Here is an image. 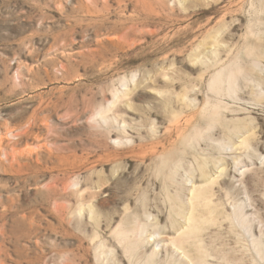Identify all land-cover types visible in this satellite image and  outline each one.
Segmentation results:
<instances>
[{
  "label": "rangeland",
  "instance_id": "1",
  "mask_svg": "<svg viewBox=\"0 0 264 264\" xmlns=\"http://www.w3.org/2000/svg\"><path fill=\"white\" fill-rule=\"evenodd\" d=\"M0 264H264V0H0Z\"/></svg>",
  "mask_w": 264,
  "mask_h": 264
},
{
  "label": "bare ground",
  "instance_id": "2",
  "mask_svg": "<svg viewBox=\"0 0 264 264\" xmlns=\"http://www.w3.org/2000/svg\"><path fill=\"white\" fill-rule=\"evenodd\" d=\"M195 196H196V195H195ZM211 202H212V201H211ZM207 203H209V202H207ZM194 226H195V225H194ZM200 226H201V225H200ZM195 228H196V227H195ZM195 228H194V229H195Z\"/></svg>",
  "mask_w": 264,
  "mask_h": 264
}]
</instances>
